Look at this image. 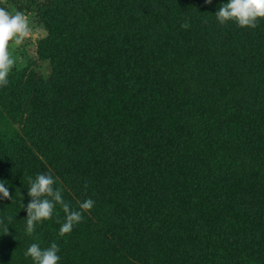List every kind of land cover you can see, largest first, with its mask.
I'll return each mask as SVG.
<instances>
[{
    "label": "trees",
    "instance_id": "1",
    "mask_svg": "<svg viewBox=\"0 0 264 264\" xmlns=\"http://www.w3.org/2000/svg\"><path fill=\"white\" fill-rule=\"evenodd\" d=\"M220 2L40 0L51 72L0 87V264L52 240L58 264H264V18L219 24ZM39 171L94 200L63 236L24 232Z\"/></svg>",
    "mask_w": 264,
    "mask_h": 264
},
{
    "label": "clouds",
    "instance_id": "2",
    "mask_svg": "<svg viewBox=\"0 0 264 264\" xmlns=\"http://www.w3.org/2000/svg\"><path fill=\"white\" fill-rule=\"evenodd\" d=\"M214 13L219 24L232 21L241 27H255L259 19L264 18V0H221ZM31 32L30 21L23 11L10 12L0 7V87L8 85L10 71L17 60L9 51V41L20 45ZM27 181L28 199L22 201L21 207L25 213L24 232L27 235L34 233L36 225L52 218L58 224V235L63 236L83 219V211L94 205L92 197L86 196L73 207L65 199L62 186L57 184L56 178L49 171L36 172L28 176ZM6 183L0 179V200L11 197ZM57 207L63 213L62 220L58 213L54 214ZM59 253L60 246L55 240L44 247L36 241L30 242L23 251L24 257L30 258L31 264H58L61 259Z\"/></svg>",
    "mask_w": 264,
    "mask_h": 264
},
{
    "label": "rangeland",
    "instance_id": "3",
    "mask_svg": "<svg viewBox=\"0 0 264 264\" xmlns=\"http://www.w3.org/2000/svg\"><path fill=\"white\" fill-rule=\"evenodd\" d=\"M39 2L40 0H0V7L10 12L23 11L28 17L32 28L31 35L26 37L20 45H16L14 41H9V51L13 56L17 57L13 68L32 62L35 69L43 77H47L51 72V65L47 60L39 59L34 51L35 41L45 34L44 28L37 19ZM2 251L1 264H31L30 258L24 257L22 253L13 248L4 246Z\"/></svg>",
    "mask_w": 264,
    "mask_h": 264
}]
</instances>
